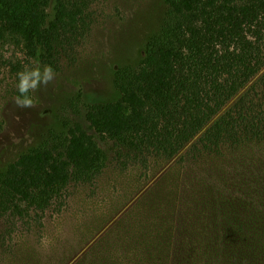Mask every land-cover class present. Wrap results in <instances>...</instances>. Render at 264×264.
<instances>
[{
  "label": "trees",
  "instance_id": "16d2710c",
  "mask_svg": "<svg viewBox=\"0 0 264 264\" xmlns=\"http://www.w3.org/2000/svg\"><path fill=\"white\" fill-rule=\"evenodd\" d=\"M165 4L135 40V57L114 68L116 96L86 104L84 116L134 161L178 157L175 190L155 196L145 215L122 217L74 264H264V0ZM87 8L0 0V40L56 67L84 36ZM43 136L0 169V215L43 211L71 181L104 169L105 151L80 122L66 118ZM17 246L0 244V264H57Z\"/></svg>",
  "mask_w": 264,
  "mask_h": 264
},
{
  "label": "rangeland",
  "instance_id": "374dc122",
  "mask_svg": "<svg viewBox=\"0 0 264 264\" xmlns=\"http://www.w3.org/2000/svg\"><path fill=\"white\" fill-rule=\"evenodd\" d=\"M87 3L84 36L52 67L53 81L31 93L36 98L34 107L14 103L19 95L17 74L25 67L46 64L28 58L18 40L10 36L0 40V169L66 118L80 122L107 156L104 169L92 182L71 181L45 210L32 209L23 218L0 215L3 249L18 244L57 264L77 262L122 217L131 212L145 215L144 208L155 196L175 190L180 167L178 157L147 155L140 157L143 162L128 158L113 140L90 129L84 116L86 104L116 96L114 68L121 60L135 57L131 53L135 40L142 42L144 34L157 26L166 10L165 0ZM48 12L51 16V7ZM72 99L77 107L68 106ZM1 253L0 249V257Z\"/></svg>",
  "mask_w": 264,
  "mask_h": 264
},
{
  "label": "clouds",
  "instance_id": "9594fccd",
  "mask_svg": "<svg viewBox=\"0 0 264 264\" xmlns=\"http://www.w3.org/2000/svg\"><path fill=\"white\" fill-rule=\"evenodd\" d=\"M55 71L51 65L37 63L33 67H25L17 74L16 88L19 93L14 99V103L20 108H31L35 106L36 98L31 95L39 89L41 85L47 86L53 81Z\"/></svg>",
  "mask_w": 264,
  "mask_h": 264
}]
</instances>
